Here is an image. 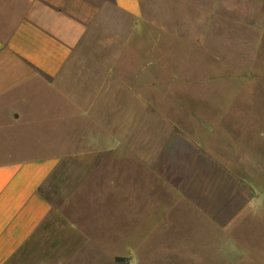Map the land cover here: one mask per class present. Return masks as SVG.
Here are the masks:
<instances>
[{"label":"rangeland","instance_id":"obj_1","mask_svg":"<svg viewBox=\"0 0 264 264\" xmlns=\"http://www.w3.org/2000/svg\"><path fill=\"white\" fill-rule=\"evenodd\" d=\"M83 1L94 18L79 57L121 78L110 119L140 135L142 157L230 144L219 156L233 173H179L173 187L111 155L79 167L76 186H47L62 234L77 222L102 264H264V0H141L135 32L112 0Z\"/></svg>","mask_w":264,"mask_h":264},{"label":"crops","instance_id":"obj_2","mask_svg":"<svg viewBox=\"0 0 264 264\" xmlns=\"http://www.w3.org/2000/svg\"><path fill=\"white\" fill-rule=\"evenodd\" d=\"M112 1L138 30L141 0ZM87 10L83 0H0V264H102L109 256L82 248L93 238L77 233V222L62 234L51 218L47 186L61 189L63 176L76 186L79 167L132 156L173 187L179 173H233L219 156L230 144L221 154L212 144H159L142 157L140 135L110 119L114 106L120 112L109 98L123 96L121 78L111 80L109 60L79 57L94 18ZM94 65L101 68L77 70Z\"/></svg>","mask_w":264,"mask_h":264}]
</instances>
